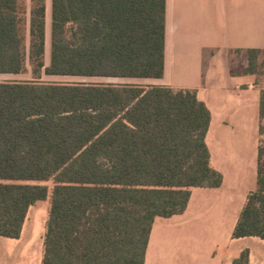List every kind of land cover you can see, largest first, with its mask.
I'll list each match as a JSON object with an SVG mask.
<instances>
[{"label": "trees", "instance_id": "obj_1", "mask_svg": "<svg viewBox=\"0 0 264 264\" xmlns=\"http://www.w3.org/2000/svg\"><path fill=\"white\" fill-rule=\"evenodd\" d=\"M165 15L166 0H51L45 64L46 1L0 0V74L33 77L0 80V236L19 238L47 201L41 264H144L154 220L222 184L197 88L41 79H160ZM236 53L233 74L260 71L264 51ZM258 116L263 135L264 89ZM256 173L232 238L264 239V140Z\"/></svg>", "mask_w": 264, "mask_h": 264}, {"label": "crops", "instance_id": "obj_2", "mask_svg": "<svg viewBox=\"0 0 264 264\" xmlns=\"http://www.w3.org/2000/svg\"><path fill=\"white\" fill-rule=\"evenodd\" d=\"M45 1L48 34L51 0ZM246 49L264 51V0H166L164 73L140 81L198 89V99L211 114L205 138L210 165L223 181L218 188H193L182 214L154 220L144 264H232L244 249L249 264H264V239L232 238L251 190H246L236 152L215 142L216 135L234 128L228 121L237 119L243 101L258 109L260 91L253 79L232 73L236 50ZM208 60L213 67L225 65L224 73L206 76ZM258 124L259 116L257 133ZM255 161L257 170V148ZM41 204L44 215L35 208ZM46 213L47 201L37 202L28 210L19 238L0 236V264H41Z\"/></svg>", "mask_w": 264, "mask_h": 264}, {"label": "rangeland", "instance_id": "obj_3", "mask_svg": "<svg viewBox=\"0 0 264 264\" xmlns=\"http://www.w3.org/2000/svg\"><path fill=\"white\" fill-rule=\"evenodd\" d=\"M48 39L49 35L47 34L46 49H45V64L48 63L49 59V48H48ZM262 67L257 74L249 75L253 79L254 89L261 91L264 89V54L262 56ZM245 61L244 55H234L232 60V67L238 68L239 63L243 64ZM29 67V65H28ZM226 66H211L209 60L204 64V70L206 76L209 74L222 75L225 71ZM22 79H33L28 69L27 72L11 75V74H0V80H22ZM44 81H60V82H116V83H125V82H137L142 83L140 80H126V79H113V78H102V77H71V76H42L41 78ZM241 93H244L242 91ZM255 93V92H253ZM248 94V92H245ZM239 112L238 117L234 121H228L234 128L226 130L219 135L215 136V142L219 145L224 146L225 148H230L233 152H236V161L240 166L239 170L242 172V176L246 179V190H253L255 188V179H256V148L257 142L264 140V134L258 135L257 133V120H258V109L257 105L252 104L250 100L243 101L237 109ZM258 140V141H257ZM42 201L38 202L41 203ZM38 209L39 213L44 215V207L41 204V207H35ZM34 210V207L31 208L30 212ZM30 217V213H29ZM162 220V218H160ZM158 253V248L156 250Z\"/></svg>", "mask_w": 264, "mask_h": 264}]
</instances>
